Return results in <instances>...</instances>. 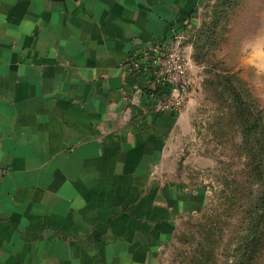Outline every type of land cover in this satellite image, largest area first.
<instances>
[{"label":"crops","instance_id":"0c3cea01","mask_svg":"<svg viewBox=\"0 0 264 264\" xmlns=\"http://www.w3.org/2000/svg\"><path fill=\"white\" fill-rule=\"evenodd\" d=\"M201 2L0 0V264H161L195 205L160 175L180 118L122 66Z\"/></svg>","mask_w":264,"mask_h":264},{"label":"rangeland","instance_id":"374dc122","mask_svg":"<svg viewBox=\"0 0 264 264\" xmlns=\"http://www.w3.org/2000/svg\"><path fill=\"white\" fill-rule=\"evenodd\" d=\"M186 33L194 93L165 138L159 168L195 205L161 264H234L264 191V179L254 177L264 160V0H202ZM237 94L262 132L253 148ZM258 252L251 264H264V221Z\"/></svg>","mask_w":264,"mask_h":264},{"label":"built area","instance_id":"2783aa9c","mask_svg":"<svg viewBox=\"0 0 264 264\" xmlns=\"http://www.w3.org/2000/svg\"><path fill=\"white\" fill-rule=\"evenodd\" d=\"M187 27L168 40L135 43L122 67L144 83L128 99L136 102V95L141 93L140 101L147 100L146 104L158 115L176 116L187 105L194 93L186 48Z\"/></svg>","mask_w":264,"mask_h":264},{"label":"trees","instance_id":"16d2710c","mask_svg":"<svg viewBox=\"0 0 264 264\" xmlns=\"http://www.w3.org/2000/svg\"><path fill=\"white\" fill-rule=\"evenodd\" d=\"M233 102L243 122L245 144L246 146L253 148V146L249 144H253V140L262 135V132L258 126L256 127L257 123L253 122L252 119L246 116L248 110L246 105L247 102L238 94L233 96ZM260 147L259 150H263L261 144ZM258 155L264 156L262 152H259ZM261 163H256L254 173V177L259 181L264 179V160L261 161ZM253 211V219L248 224L247 235L236 250L238 253L237 258L239 260L234 262V264H251L259 254V246L263 238L264 215L261 211H264V191L260 198V202H257L256 205H254Z\"/></svg>","mask_w":264,"mask_h":264},{"label":"water","instance_id":"95a60500","mask_svg":"<svg viewBox=\"0 0 264 264\" xmlns=\"http://www.w3.org/2000/svg\"><path fill=\"white\" fill-rule=\"evenodd\" d=\"M140 99H141V93H138V94L136 95V97H135V101H136V102H139Z\"/></svg>","mask_w":264,"mask_h":264}]
</instances>
